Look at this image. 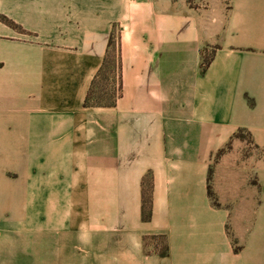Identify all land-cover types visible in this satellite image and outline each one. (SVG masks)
<instances>
[{"label": "crops", "instance_id": "crops-1", "mask_svg": "<svg viewBox=\"0 0 264 264\" xmlns=\"http://www.w3.org/2000/svg\"><path fill=\"white\" fill-rule=\"evenodd\" d=\"M0 16V264H264V0ZM110 37L120 94L85 106Z\"/></svg>", "mask_w": 264, "mask_h": 264}, {"label": "trees", "instance_id": "trees-1", "mask_svg": "<svg viewBox=\"0 0 264 264\" xmlns=\"http://www.w3.org/2000/svg\"><path fill=\"white\" fill-rule=\"evenodd\" d=\"M1 19H3L4 21L8 22L9 24L16 26L14 23H12L11 21H9L7 18L0 16ZM17 27V26H16ZM114 50V54L113 51ZM117 46H116V41L114 38L110 37L109 42H108V50L106 55L104 56L103 59V63L101 65V67L99 68V70L97 71V73L95 74L93 80L91 81L89 90L86 94L85 100H84V105L85 106H112L115 104V101L117 99V97L120 94V58H119V54L117 51ZM210 62V57L205 56L203 54V61H202V70L204 71L207 67V65ZM112 68V72L117 74V86L116 89L114 88V92L112 93V96L109 100H104L103 101V96L102 94L106 93L105 92V87L103 85H100L103 81L108 79V72L109 70ZM242 135V131L240 130L235 136H241ZM229 147V146H227ZM225 151V149H221L217 152V156L220 155L221 153H223ZM212 174V168L209 169V177L208 179L210 180ZM208 194L209 196L214 199V195L211 189L210 184L208 185ZM150 195H149V189L147 187V189L144 190L143 192V218L144 219H148L150 217ZM167 245L166 244H162L161 246V251L160 254L161 255H167Z\"/></svg>", "mask_w": 264, "mask_h": 264}, {"label": "rangeland", "instance_id": "rangeland-1", "mask_svg": "<svg viewBox=\"0 0 264 264\" xmlns=\"http://www.w3.org/2000/svg\"><path fill=\"white\" fill-rule=\"evenodd\" d=\"M113 51V54L112 55H115L114 53V50L112 49ZM117 74L114 72H112V68L109 70L108 72V79L103 81L100 85H103L105 87V92L104 94H102L103 96V101L104 100H109L112 96V93L114 92V88L116 89V86H117Z\"/></svg>", "mask_w": 264, "mask_h": 264}]
</instances>
